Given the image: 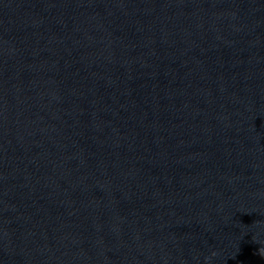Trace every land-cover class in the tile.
<instances>
[{
	"label": "water",
	"instance_id": "water-1",
	"mask_svg": "<svg viewBox=\"0 0 264 264\" xmlns=\"http://www.w3.org/2000/svg\"><path fill=\"white\" fill-rule=\"evenodd\" d=\"M0 264H264V0H0Z\"/></svg>",
	"mask_w": 264,
	"mask_h": 264
}]
</instances>
